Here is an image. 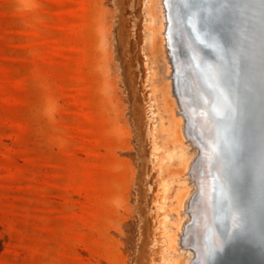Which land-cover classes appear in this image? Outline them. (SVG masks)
<instances>
[{"label": "rangeland", "instance_id": "1", "mask_svg": "<svg viewBox=\"0 0 264 264\" xmlns=\"http://www.w3.org/2000/svg\"><path fill=\"white\" fill-rule=\"evenodd\" d=\"M80 1L0 0V264H150L154 252L153 264H170L163 242L184 211L168 216L171 230L156 222L153 199L163 183L172 199L189 191L184 182L177 191L183 177H161L166 161L153 168L173 149L168 121L176 133L183 113L168 110L170 51L160 33L149 56L152 0H87L77 36ZM185 146L177 162L192 158Z\"/></svg>", "mask_w": 264, "mask_h": 264}, {"label": "bare ground", "instance_id": "2", "mask_svg": "<svg viewBox=\"0 0 264 264\" xmlns=\"http://www.w3.org/2000/svg\"><path fill=\"white\" fill-rule=\"evenodd\" d=\"M155 1L156 0H152L147 5L148 13H150L149 14L150 19L148 20V23L146 25L147 31L149 33V56H151L152 58H156L157 52L160 49V45L161 44L163 45V41H164V44L167 47L166 49L170 51V54L168 53L167 56L168 58L166 57L167 61L169 60V63L167 62L169 64L167 69L169 77L167 75V77L165 78H170L171 81L170 86L172 88L174 95V100H171V108H168V110L170 112H174V111L176 112V110H178L177 111L178 113L179 111H182L183 113L178 114L180 127L177 129L176 133L170 121L167 120L168 124L166 127V131L169 132L167 143L170 146L172 145L173 149L168 151L166 150L167 156L164 160L159 162V160L155 158L153 168H155L156 165H158L161 168L162 167L161 164H163L164 161H166L165 164L166 170L161 177L173 178V175H176L179 180H181L180 178L183 177V181H181L180 184L177 183L178 185L176 184L177 185L176 188H178L177 191H179L181 188V192L183 190V193H184V189L182 188L185 185L189 184L188 185L189 191H186V193L182 194L181 196H178L177 199L171 198L172 193L169 194V192H171L170 191L171 186L166 183L162 184L161 191H157L156 195L154 196L153 201L156 204L155 218H156V222H159L161 225L168 224L169 228L172 230V223L170 221L171 219L169 220V217H173L177 213V211L179 212L181 209L184 211L183 217L181 216L182 221L181 220L179 221L180 223H178L175 233H173L172 231L168 233L167 243L163 242V247L161 252L163 253L166 250L168 251V259L170 264H181V263L193 264V261L196 257L198 259V264H206L207 258L205 257L204 233L207 227L211 226L212 224L211 222L212 221L211 209L213 207L212 205L217 203L213 198V191L216 190L217 186L220 185L221 180L223 183L226 182L224 183L226 185L227 178L232 177L234 179L238 170H240L241 168L245 170L246 167L244 165V162H248L252 158H253V163L264 162V106L260 105V102L259 101L257 102L256 100L258 92L256 93L253 91V99H252L248 93L250 92L249 87H246L245 85L238 82V76L235 72L233 61L232 59L231 61L229 60L228 55H226L227 54L226 51L222 50V52L220 53L217 50V47L215 48L214 43L215 40L217 39V36L214 34L215 38L213 41H211L210 32H208L206 26L199 25V23H197L198 21L195 15H192L188 20L184 19L185 15L189 12L190 8L192 12L194 10L199 12L200 5L204 4L203 0H198L199 4L197 8L195 6H191L190 3L188 4V0H163V1L158 0L160 1V4L162 1V6L164 7L165 13L162 12L164 15V19H167L166 16L168 17V20H164V22L162 23L159 21L158 18H156V21H159V24L161 23V25H159L157 22L153 23V20H155V15L161 16L162 14L161 12H159V14H155V10L157 9V7L155 8V3H156ZM88 5L89 4L87 0L80 1L81 12H80L79 21L76 24L78 27L76 28L77 36L83 31V28L85 27L86 24L85 13L89 8ZM162 6H160V8ZM157 11L158 10H156V13H158ZM160 18L162 19V17ZM165 23H168V31H165L166 28H163L164 27L163 24ZM154 24H157L159 26L157 25L155 26ZM160 33H163L161 44L157 39L158 34ZM202 35L204 36L202 37ZM172 37L173 38L175 37L176 42L178 44V46H175L174 48L172 44ZM194 37H197L202 41V43H204L203 45H205L206 48L204 52L200 50V46L199 48L194 46L193 44V41L195 40ZM153 38L157 40L155 41ZM153 40L155 41L156 46H154ZM220 47H222V45H220ZM163 49L165 48L163 47ZM74 51H75L74 53L76 54L80 53L81 55L80 59L85 61L86 47L83 48L74 41ZM162 51H164L165 53V50ZM200 59H204L205 62L209 64V69L213 77V79L209 80V83L211 85H214V88L217 87L223 91L225 86L228 94L231 97L230 105L232 108L231 109L232 114L234 112L235 115L236 130H237V135L235 133L234 134L236 138L235 140L238 142L239 147L235 148L237 144L235 142V147L232 148L230 147V149H227V154L225 158L224 156H221V152L219 151V149L217 148V146L214 144L213 141L212 127L214 122H213V118L210 117L207 107V103L210 101V98L206 93L202 91V86L199 81V79L201 78L198 75L199 66L197 65V61ZM222 60L223 63L221 62ZM175 71H177V73ZM165 72L167 71L165 70ZM219 72H221L224 75V79L221 80L217 79L218 78L217 74L220 75ZM166 74L167 73H165L164 75L166 76ZM173 74L175 75L173 76ZM164 75L161 76L164 77ZM154 79L156 80V77ZM174 79L176 80V82L174 81ZM162 81L161 83L164 82ZM157 83H160V81ZM176 91L178 92V94L176 93ZM223 91L221 92L222 94L224 93ZM200 92L203 94V96L199 95ZM255 93L257 95H255ZM177 95H179L180 99L179 97H177ZM160 101L163 100L160 99ZM162 107L166 108L164 106ZM164 110L166 111V109ZM165 111L163 115L166 116ZM223 113L224 111L220 110L219 114L223 115ZM165 118L168 117L166 116ZM228 119L231 120L230 117H228ZM226 124H228V122ZM230 126L232 129V125ZM151 138H152V146L155 150L157 148L158 139H156L154 133L151 134ZM227 141L229 145H234L230 139ZM97 142L99 145L104 143L102 130L98 131ZM186 144L192 147L193 149L192 158L191 159L190 157L188 158L187 155L185 154L184 156L188 158V161L186 162L180 161L181 163L177 162L176 160H174L175 159L174 157L179 153L183 155L184 150L185 152L187 151L185 149ZM247 144L253 146V149L251 151H245L248 150V148L245 147ZM108 146L109 147L111 146L110 143ZM183 147L185 148L183 149ZM152 154H153V150H152ZM255 158L258 160L254 161ZM104 164H106L108 167H112L115 165V163L111 160H107V161L105 160ZM212 171L215 172V175H211ZM182 182L186 184L183 185ZM116 191L118 190L116 189ZM236 203L238 205H235V208L237 209V211H239V214L240 213L242 214V212L247 211L246 205L243 204L241 205V203H238L237 201ZM253 211H255V206H253ZM179 215L181 214L179 213ZM98 218L99 220L101 218L100 211H96L94 221L97 220ZM179 218L178 217L176 218L177 221ZM103 219L104 218H102V220ZM175 223L177 224V222ZM237 224H238L237 220H234L232 223L234 229L237 226ZM165 232L166 230L164 228L162 234L164 235ZM213 238L216 240V243L218 245L221 244L220 243L221 238L219 237V235L213 234ZM115 245H117V243ZM173 247H175L174 252L176 256H173L174 253L173 250H171V248ZM178 247L180 248L179 251L176 249ZM178 255H181V257H183L182 262L178 261L180 258ZM172 256L175 257V259L178 256L177 260L176 261L173 260ZM156 257H157L156 252H154V254H152L151 256V259H148L147 261L150 264H153V260ZM104 263H106V261Z\"/></svg>", "mask_w": 264, "mask_h": 264}, {"label": "water", "instance_id": "3", "mask_svg": "<svg viewBox=\"0 0 264 264\" xmlns=\"http://www.w3.org/2000/svg\"><path fill=\"white\" fill-rule=\"evenodd\" d=\"M189 3L197 8L199 1L188 0ZM203 3L199 12H192L190 8L184 19L188 20L195 15L197 23L206 26L210 32L211 41L215 38L214 34L217 36L215 48L220 53L226 51L229 60L233 61L238 82L249 87L248 93L252 99L253 91L258 92V95L255 93L256 100L264 106V0H203ZM194 39V46H200L204 52V43L197 37ZM172 44L173 48L178 46L175 37H172ZM197 65L202 91L210 98L207 107L214 122L213 141L225 158L227 149L235 147V142V148L239 147L235 140L237 130L230 105L231 97L225 86L223 91L209 83L213 77L204 59L198 60ZM219 73L217 79H224V75ZM199 95L203 96L201 92ZM220 110L224 111L223 115L219 114ZM229 139L234 145H229ZM245 147L248 148L245 151L253 149L249 144ZM244 165L245 170H238L234 179L227 178L226 185L221 180L213 191L217 203L212 205V224L204 233L206 264H264V162L253 163L252 158L244 162ZM211 175H215V172L212 171ZM236 201L246 205L247 211L239 214L235 208L238 205ZM234 220L238 222L235 229L232 226ZM213 234L219 235L221 244L216 243ZM193 264H198L197 257Z\"/></svg>", "mask_w": 264, "mask_h": 264}]
</instances>
